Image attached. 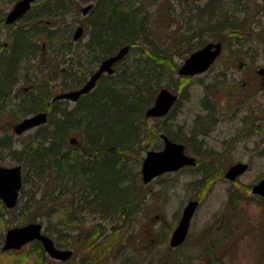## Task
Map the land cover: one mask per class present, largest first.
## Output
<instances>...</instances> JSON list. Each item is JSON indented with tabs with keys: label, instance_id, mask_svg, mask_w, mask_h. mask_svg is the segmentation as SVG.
<instances>
[{
	"label": "trees",
	"instance_id": "16d2710c",
	"mask_svg": "<svg viewBox=\"0 0 264 264\" xmlns=\"http://www.w3.org/2000/svg\"><path fill=\"white\" fill-rule=\"evenodd\" d=\"M41 1V6L35 4L24 15L19 22L22 26L10 29L4 49L7 52L0 56V119L6 113L18 117L16 121L39 111L48 116L44 125L23 138L19 149H15L11 135L0 129L1 154L12 155L23 173L18 204L10 210L2 205L0 219L15 210L17 215L12 214L6 224L16 222L22 226L33 222L37 217L35 210L41 212V217H55L54 203L68 196L70 201L59 206L66 208L70 222L77 226V243H82L89 253L98 252L97 259L108 254L117 242L119 249L126 247L125 236L135 230L134 222L146 203V190H150L140 179L141 152L152 150V142H157L155 148L161 147L160 133L177 140L166 127L159 126L153 133L154 126L144 117L161 87H165L164 78L176 74L178 67L171 55L176 53L184 59L206 43L205 36L221 41L226 33H233L243 24L230 9L221 10V2L220 7H215L214 0H204L201 7L196 5L201 0H179L180 21L172 0ZM90 1L94 4L85 23L90 37L74 57L71 47L62 51L60 48L71 38L67 31L52 28L51 23L68 11L69 2L78 8ZM191 22H196L195 28L190 27ZM166 44L169 47L164 48ZM125 46L129 50L113 67L114 73L101 76L94 89L73 106L66 100L50 101L54 94L81 87L104 58ZM88 57L91 61L82 81L75 75L72 79L70 65L61 69L65 62L77 64V60L86 61L84 58ZM29 64L35 65V74H28L22 81L30 83L31 89L19 92L17 97L9 95L11 84L20 81L22 70ZM187 79L175 78V84L166 88L177 90V85ZM173 115L174 110L165 120ZM162 121L155 120V124ZM71 136L78 142L69 148ZM200 147L198 143L197 153L203 151ZM211 168H198L197 176L189 182L191 187L204 190ZM228 197L236 207L238 192L233 191ZM82 212L98 215L99 221L85 225ZM106 224H111L109 231ZM34 245L43 251L38 242ZM204 249L212 253L216 245Z\"/></svg>",
	"mask_w": 264,
	"mask_h": 264
},
{
	"label": "rangeland",
	"instance_id": "374dc122",
	"mask_svg": "<svg viewBox=\"0 0 264 264\" xmlns=\"http://www.w3.org/2000/svg\"><path fill=\"white\" fill-rule=\"evenodd\" d=\"M172 1V7L176 10V17L180 21L182 5L178 4L179 0ZM214 1L215 7H220L222 4L221 10L230 9L233 15L237 17L236 19L239 20V24L241 20L243 25L233 33H226L227 36L222 38V54L210 70L205 74L188 78L182 84L179 83L177 90L169 88L170 91L177 93L179 99L178 104L173 107V117L164 119L162 123L157 125L155 119L149 121L154 126L153 133L158 130L159 126L166 127L169 133L177 136L180 143H187L189 148L187 153L192 156L199 154V164L195 168L186 167L174 174L159 176L151 184L144 185L150 190H146V203L134 222L135 230L132 231L131 236H125L123 242L127 246L119 249L120 244L117 242L113 244L114 247L108 254L104 253L97 259L98 252L93 250L89 253L82 243H77L78 231L74 228L77 226L73 224L74 222H70V217L66 215V208L59 206L64 205L61 203L70 201L68 196L59 199L58 203H54L56 205L55 210H57L55 217L50 218L44 215L41 217V212L35 210L34 213L37 217L33 220L42 224L43 232L53 239L55 245L57 244L59 248L72 250V257L67 262L52 260L34 245L35 242L23 246L20 250L3 251L1 247L5 232L12 226H17L16 222L6 224L5 221L9 220L12 214L17 215L18 210L6 214L2 217L3 219H0V264H264V201L252 196L249 192L250 186L255 181L264 178V114L262 115L263 130L259 136L253 133V131H257L252 129V126L246 125L249 119H254V115H248L249 107L244 105L241 107L240 96L238 95L241 86L239 77H244L241 74L249 75L253 66L264 65V43H260V40L256 39V35L250 28L253 19L248 20L249 15L250 18L258 16V21L264 19V0H239V4L236 0ZM220 2L221 4H219ZM41 3L42 1H39L35 4L41 6ZM90 3L92 1L82 3L77 8L78 14L72 19L71 16L67 18L66 24H63L64 28L67 26V29H64L67 30V36L70 37V34L75 31L76 24L87 26L85 24L87 23V16L83 15L81 10ZM204 3V0H201L196 5L201 7ZM12 5L10 0H0V22L2 17L13 7ZM259 12L263 13L260 15L261 17ZM217 13L219 14L221 11L219 10ZM203 20H207V17H204ZM17 25L22 26L21 23ZM51 25L52 28H55L58 25L57 19L53 20ZM191 26L195 28L196 22H191ZM255 31L257 34H261L258 35V37L261 36L259 38H264L261 28L257 29L256 27ZM9 32L10 30L6 27H2V31H0L1 50H4L2 44L9 41ZM89 37L87 28L83 31L81 39L76 42L79 52ZM204 39L206 42L214 41L212 36H205ZM167 46L169 47L166 44L164 48ZM72 51L76 57L77 53L74 52L73 48ZM43 52L47 54L46 47H44ZM72 54L68 56V59ZM171 57L177 67L183 61L176 53ZM39 58L41 59V56ZM84 59L87 60H77V64L76 62L71 64L66 62V64H61V68L70 65V70L72 74L74 73L72 79L75 75L76 78H79L78 80L82 81L85 73H88L87 67L91 61L89 57ZM57 60L59 59L57 58ZM240 61L248 64L242 72L239 70ZM28 67L22 70L23 76L21 75L18 82L19 86L16 88V91L20 93H26L27 90L31 89L30 83L22 81L24 77L27 78L28 74L31 75L30 77L35 74L33 72L35 65L29 64ZM40 77L38 76V78ZM245 77L242 78L243 82L246 81ZM47 78L46 76L43 79L47 80ZM175 78H179L177 74L171 77L166 76L163 85L165 87L166 85L173 86ZM31 79L33 80V78ZM232 83L237 85L233 87L231 86ZM246 111H248L247 114ZM17 118L13 114L6 113L0 119V129L3 133L8 132V135H11L15 149L20 148L23 138L29 137L35 131L29 130L24 134L15 135L12 127L18 122L16 121ZM210 121L214 124L211 125ZM213 128L219 133L228 132L229 136H233L236 132L239 139L245 137L243 138L245 142L237 145V142L234 141L230 145L229 154L224 156L218 165L211 158L210 151L208 153L203 152L202 146L200 148L203 151L197 153V145L200 141L206 142L207 148L213 146L214 142L211 141V136H204L211 133L210 130ZM212 136H215L213 138L215 139L223 136V134ZM261 140L262 143L257 145V142ZM155 144L157 142H152L149 147L156 150L162 148V146L155 148ZM71 146L73 145H68L69 148ZM1 153L0 165L8 167L18 164L9 153ZM144 154L145 151H142L141 158L144 157ZM235 160L247 163L249 169L238 179L237 183H230L224 179L222 174ZM140 165L138 168H141ZM204 166H211L212 168L208 172L207 184L203 186L205 189L198 190L191 187L189 182L197 176L196 170ZM215 171L218 173H214ZM28 189L29 187L25 185V190ZM233 191L239 194L236 207L232 206L228 197ZM190 199L200 200V204L191 219L185 244L174 250L170 248L168 240L178 223L182 208ZM0 208H3L1 202ZM80 215L85 225L88 226L99 221V216L95 214L82 212ZM106 225L109 231L111 224ZM133 232L135 233L133 234ZM117 244L119 245L116 248L115 245ZM211 244L216 245V251L212 253L204 251V248H209Z\"/></svg>",
	"mask_w": 264,
	"mask_h": 264
},
{
	"label": "water",
	"instance_id": "95a60500",
	"mask_svg": "<svg viewBox=\"0 0 264 264\" xmlns=\"http://www.w3.org/2000/svg\"><path fill=\"white\" fill-rule=\"evenodd\" d=\"M35 0H19L13 8L5 16V24L12 25L13 22L20 19L24 13L30 8ZM91 4L82 9V13L86 14L91 9ZM83 28H78L73 37L75 40L81 38ZM129 47L121 48L114 56L107 57L98 66V70L93 73L82 88L72 90L71 92L61 93L56 99L65 98L70 102H75L83 94L89 93L95 86L98 78L107 72L113 73L111 68L116 62L120 61L128 52ZM221 42L208 43L203 48L194 51L182 64L178 70V76H194L195 74L203 73L207 70L215 59L221 54ZM176 95L162 88L155 98L154 104L146 110V118H161L166 115L169 109L176 101ZM47 120L46 113L39 112V114L29 116L15 125L14 132L16 135L29 131V129L44 124ZM163 149L159 151H148L145 154L141 164V179L145 184H148L154 177L164 174L165 172H175L176 170L186 166H194V159L183 154L184 146L178 143H173L168 140L166 135H162ZM73 142V140H71ZM247 169L246 164H235L225 173L228 180H235L236 177L242 175ZM22 173L21 166L3 167L0 166V200L8 209L15 207L19 192L22 187ZM257 194L264 198V180L254 185L252 194ZM198 200H190L182 209V215L178 220L177 227L172 231L169 238V244L172 247H178L186 238L187 231L190 225V220L196 208L198 207ZM42 227L39 223L33 222L22 225L21 227H11L4 236V244L2 250H18L23 245L38 240L45 253H47L54 260L67 261L72 255V250L56 249L54 242L47 235L42 234Z\"/></svg>",
	"mask_w": 264,
	"mask_h": 264
},
{
	"label": "flooded vegetation",
	"instance_id": "af4514ba",
	"mask_svg": "<svg viewBox=\"0 0 264 264\" xmlns=\"http://www.w3.org/2000/svg\"><path fill=\"white\" fill-rule=\"evenodd\" d=\"M69 5L72 7V9H71V7H69ZM77 14H78V9L75 7V4H73L72 2H69L68 3V11L66 13H64L63 15L60 14V17H58V19H57V24L58 25L56 27L60 28V29H67V26L65 28L63 26V24H66L67 18L69 16H71V19H72ZM261 14L263 15L262 12H259V16ZM251 19H253V21H251V25H250V28H251L252 32L256 35V39L258 41L260 40L259 41L260 43H264L263 36H262L263 39L259 38L261 36L258 37V35H261V34H257L256 31H255L256 27H257V29L261 28L262 32H263L262 35H264V21H263L264 19L261 20V21H258V16L250 18V15H249L248 20H251ZM4 20H2L0 22V31H2V27H7V26H5L3 24ZM75 26H77L76 29L79 28L80 26H82L84 28V30H87V27H84V25H81V24L79 25V23H78V25L76 24ZM73 34H74V32L72 34H70L71 38L68 40V42L64 43V46L62 45L60 47L61 51L64 50V48H66L67 46H69V47L71 46L73 48L74 52H76L78 54L79 48H78V43H76V42L79 41V40H75L74 37H73ZM71 39H72V41H71ZM7 46H8V42H4L2 44V48L3 49H5ZM6 52L7 51H5V50L0 51V56L4 55V53H6ZM65 64H66V62H65ZM239 64H240L239 65V68H240L239 70L241 72L244 71L245 67H247V65H248V64L244 63V61H240ZM61 69L64 70L65 67L63 66V68H61ZM242 75L244 77L246 76L245 77L246 81L243 82L244 77H242L243 79L241 77H239V81H241V83H239V84L242 86V87L240 86L239 93H238V95L240 96V98H239L240 99V105H241V107L243 105L249 107L250 112L246 111V114L248 112L249 113L248 115H250V116L254 115V119H251V120L249 119L248 122L246 123V125L252 126V129L257 131V132L253 131V133H256L257 135L260 136V133H262L261 131L263 130V118H262V115L264 114V65H262L260 67H258V66L254 67L253 66V69L249 73V75L241 74V76ZM0 79H1V74H0ZM18 86H19L18 81L16 83H14V84H11L10 88L12 89V91L9 92V95H11V96L15 95L17 97L18 94H19V91H16V88H18ZM210 123H211V125L214 124V123H212V121H210ZM210 132L211 133H209V134L207 133L204 136H206V137L209 136V135L211 136L210 137L211 141L214 142L213 146L207 148V146H206L207 143L206 142H203V141L201 142L200 141V143H201V146L204 149L203 152L204 153H208L210 151V153H211L210 156H211V158H213L214 163L217 164V165H218V163H220L224 159V156L229 154L228 152L230 151V145L232 143H234V141L237 142V145L241 144V142H245L244 141L245 139H243L245 137H241V139H239L236 132L234 133L233 136H229L227 134L228 132L227 133H219L216 130H214V128L212 130H210ZM216 134H223V136L213 139L215 136H212V135H216ZM257 143H258L257 145H260L262 143V140L258 141ZM183 144L185 146V149L186 148L188 149L187 143L186 144L183 143ZM263 147H264V145H263ZM185 153H187V152H185ZM198 155L193 156L195 158L196 165L199 164V161H198V157L199 156ZM236 163H242V162L238 161V160H235V161H232L230 164L233 165V164H236ZM263 179L264 178H262V180ZM259 181H255L250 187L252 188L254 186V184L259 182ZM237 182L238 181H235L233 183H237ZM234 185H236V184H234ZM177 249H179V248H174V250H177Z\"/></svg>",
	"mask_w": 264,
	"mask_h": 264
}]
</instances>
